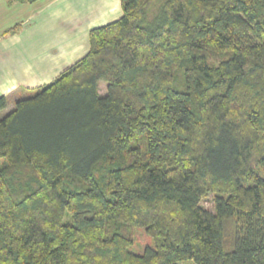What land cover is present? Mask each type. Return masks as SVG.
I'll use <instances>...</instances> for the list:
<instances>
[{"label":"trees","instance_id":"1","mask_svg":"<svg viewBox=\"0 0 264 264\" xmlns=\"http://www.w3.org/2000/svg\"><path fill=\"white\" fill-rule=\"evenodd\" d=\"M37 91L0 119V264H264V0H127Z\"/></svg>","mask_w":264,"mask_h":264},{"label":"rangeland","instance_id":"2","mask_svg":"<svg viewBox=\"0 0 264 264\" xmlns=\"http://www.w3.org/2000/svg\"><path fill=\"white\" fill-rule=\"evenodd\" d=\"M127 0H42L38 5L32 7L34 14H38L39 27L44 29L45 35L38 43L52 47L57 45L58 54L49 52L50 60L55 59L58 67H61L58 74L81 59L90 49V31L94 28L102 27L120 19L123 16V3ZM29 8L31 5H23ZM42 6L46 9L41 12ZM31 9V10H32ZM41 43V44H40ZM46 49V48H45ZM49 64H51L49 62ZM58 69V68H57ZM57 74V75H58ZM51 83V82H50ZM43 87V86H41ZM26 90L25 96L33 97L38 93V89ZM37 91V92H36ZM40 91V90H39ZM102 95L107 93V85L100 84ZM17 97L16 95H13ZM12 98L9 103L14 104ZM15 105V104H14ZM15 107V106H14ZM14 109V108H12ZM11 110H9L10 112ZM4 117L7 111H0ZM4 159H0V164ZM264 178V172H262ZM204 208L214 211V196L208 195L202 202ZM235 232V220L225 221V249H233V239ZM153 238L147 234L144 228L135 229L134 245L132 250L138 254H143L147 248H154ZM183 264H193L187 261Z\"/></svg>","mask_w":264,"mask_h":264},{"label":"crops","instance_id":"3","mask_svg":"<svg viewBox=\"0 0 264 264\" xmlns=\"http://www.w3.org/2000/svg\"><path fill=\"white\" fill-rule=\"evenodd\" d=\"M37 3L19 4L0 0V97L8 98V106L4 110L7 113L15 108L17 101L27 97V89L49 84L60 74L59 70H62L55 60L57 58L51 61L49 56L51 50V53L58 54V46H46L45 49L44 45L36 44L45 35L44 29L39 27L41 22L37 23L40 12L34 14L32 9ZM23 5L31 6L23 8L26 7ZM45 9L42 6L41 12ZM19 24L22 25L19 32L8 33ZM12 98H15L14 104L9 103Z\"/></svg>","mask_w":264,"mask_h":264}]
</instances>
